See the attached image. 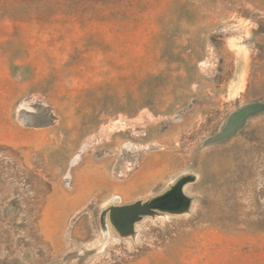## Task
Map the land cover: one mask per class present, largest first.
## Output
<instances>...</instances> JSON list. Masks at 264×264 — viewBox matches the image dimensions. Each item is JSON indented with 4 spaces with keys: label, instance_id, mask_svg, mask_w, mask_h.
Masks as SVG:
<instances>
[{
    "label": "rangeland",
    "instance_id": "obj_1",
    "mask_svg": "<svg viewBox=\"0 0 264 264\" xmlns=\"http://www.w3.org/2000/svg\"><path fill=\"white\" fill-rule=\"evenodd\" d=\"M0 264H264V0H0Z\"/></svg>",
    "mask_w": 264,
    "mask_h": 264
},
{
    "label": "water",
    "instance_id": "obj_2",
    "mask_svg": "<svg viewBox=\"0 0 264 264\" xmlns=\"http://www.w3.org/2000/svg\"><path fill=\"white\" fill-rule=\"evenodd\" d=\"M179 186H175L172 189L165 192L163 195L153 199L150 203L132 204L128 207H119L112 214V221L117 227L122 226L127 223H132L139 218L141 214L146 213V210L159 208L163 210H175L183 203L184 199L179 191ZM126 208V209H125ZM128 211V215H124V212Z\"/></svg>",
    "mask_w": 264,
    "mask_h": 264
},
{
    "label": "bare ground",
    "instance_id": "obj_3",
    "mask_svg": "<svg viewBox=\"0 0 264 264\" xmlns=\"http://www.w3.org/2000/svg\"><path fill=\"white\" fill-rule=\"evenodd\" d=\"M74 164V163H73ZM73 164H71V166L73 165ZM181 191V190H180ZM181 193V192H180ZM184 197V196H183ZM183 199H185V197L183 198ZM186 201L187 200H185L184 201V205H185V203H186ZM184 205H181V207L180 208H182L183 209V207H184ZM183 206V207H182ZM125 207H128V206H125ZM119 207H117V206H111V208L108 210V216H107V213H104V216H107L109 219L110 218H112L111 216H112V214L118 209ZM179 208V209H180ZM126 209V208H125ZM148 211V210H147ZM175 211V210H174ZM177 211V210H176ZM113 223V222H112ZM128 224V223H127ZM129 226V225H128ZM121 227V226H120ZM131 227H132V225H131ZM117 229V228H116ZM120 230H122V229H120ZM131 230V229H130ZM130 232V231H129Z\"/></svg>",
    "mask_w": 264,
    "mask_h": 264
}]
</instances>
